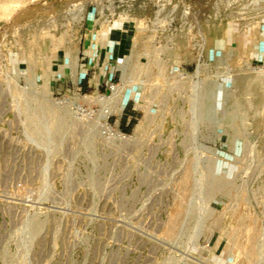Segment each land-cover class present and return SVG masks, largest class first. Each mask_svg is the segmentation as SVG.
Masks as SVG:
<instances>
[{
	"label": "rangeland",
	"instance_id": "rangeland-1",
	"mask_svg": "<svg viewBox=\"0 0 264 264\" xmlns=\"http://www.w3.org/2000/svg\"><path fill=\"white\" fill-rule=\"evenodd\" d=\"M250 64H264V0H0V264H264ZM109 78L128 139L58 102Z\"/></svg>",
	"mask_w": 264,
	"mask_h": 264
},
{
	"label": "built area",
	"instance_id": "built-area-1",
	"mask_svg": "<svg viewBox=\"0 0 264 264\" xmlns=\"http://www.w3.org/2000/svg\"><path fill=\"white\" fill-rule=\"evenodd\" d=\"M198 67L200 69V66H197L192 75L188 74L186 71H178L175 74H171L169 77H172V80H168V84L176 86L178 89L182 84L187 82V79L191 80L199 76L200 72L197 73ZM246 68L249 73L254 75H259L261 74L260 72H264V64H250L246 66ZM121 84L122 82H114L113 78H109L104 85H101L98 81L96 85L94 83L95 93L93 96L82 93V88L76 84V90L70 91L69 94L65 95L58 102L67 109L73 120L79 124L92 126L97 132L100 131L113 138L128 139L129 135L120 128V117L124 112L128 100L119 115L116 111L118 86L120 87ZM144 85H146L144 87V89L146 88L145 94L142 96L144 104L139 105L143 108L142 110L145 115H147L150 108L148 107L149 103L151 99H153L152 93L149 92L147 94L148 88L150 89V87H152L155 92L159 91V93H161L160 91L165 87V84L160 78H156L155 81L145 82ZM101 88H103V90H101ZM113 117H116V119L112 123L111 119ZM130 117L131 116L128 117L127 123L130 121Z\"/></svg>",
	"mask_w": 264,
	"mask_h": 264
},
{
	"label": "bare ground",
	"instance_id": "bare-ground-1",
	"mask_svg": "<svg viewBox=\"0 0 264 264\" xmlns=\"http://www.w3.org/2000/svg\"><path fill=\"white\" fill-rule=\"evenodd\" d=\"M121 91H122V86L120 85V87L118 86V92L116 97V111L118 115L121 113V110L123 109L127 101L125 98H123Z\"/></svg>",
	"mask_w": 264,
	"mask_h": 264
},
{
	"label": "crops",
	"instance_id": "crops-1",
	"mask_svg": "<svg viewBox=\"0 0 264 264\" xmlns=\"http://www.w3.org/2000/svg\"><path fill=\"white\" fill-rule=\"evenodd\" d=\"M242 49H243V51H244V53H245V51H246V53L249 55V56H251L252 58H259V56H260V54L258 53V51H256V50H254V48L253 49H251L250 47H242ZM262 56V55H261ZM81 65V64H80ZM84 66H86V63H84L83 64Z\"/></svg>",
	"mask_w": 264,
	"mask_h": 264
}]
</instances>
